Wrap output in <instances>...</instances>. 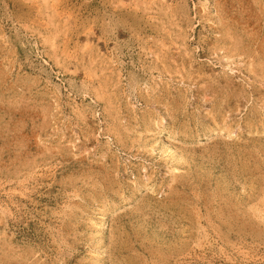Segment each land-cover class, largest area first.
Returning <instances> with one entry per match:
<instances>
[{"label":"rangeland","instance_id":"rangeland-1","mask_svg":"<svg viewBox=\"0 0 264 264\" xmlns=\"http://www.w3.org/2000/svg\"><path fill=\"white\" fill-rule=\"evenodd\" d=\"M0 264H264V0H0Z\"/></svg>","mask_w":264,"mask_h":264}]
</instances>
